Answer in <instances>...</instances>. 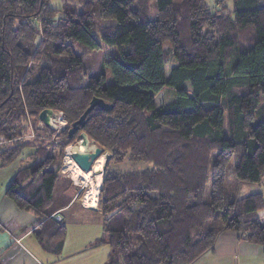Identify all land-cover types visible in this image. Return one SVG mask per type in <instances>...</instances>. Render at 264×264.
<instances>
[{"label":"trees","instance_id":"16d2710c","mask_svg":"<svg viewBox=\"0 0 264 264\" xmlns=\"http://www.w3.org/2000/svg\"><path fill=\"white\" fill-rule=\"evenodd\" d=\"M63 2L0 0V168L26 157L5 196L40 220L43 248L62 251L53 195L82 131L110 155L97 211L108 238L93 245L110 244L105 264H192L224 231L264 246V193L233 200L226 187L233 158L237 180L264 184V0L232 11L208 0ZM103 45L118 53L93 75L85 58ZM94 97L113 108L95 107L70 138ZM47 108L67 120L60 142L36 127Z\"/></svg>","mask_w":264,"mask_h":264},{"label":"rangeland","instance_id":"374dc122","mask_svg":"<svg viewBox=\"0 0 264 264\" xmlns=\"http://www.w3.org/2000/svg\"><path fill=\"white\" fill-rule=\"evenodd\" d=\"M238 2L239 0H208V4L211 8L216 9V8H220L224 6L225 11L226 10L232 11L234 7L237 6ZM257 3H259V0H255L254 3L249 5V7L253 8L257 5ZM63 5H64L63 0H50V6L56 10H62ZM237 7H240V6H237ZM97 20L98 19H96V21ZM102 23L104 25H109L112 22L102 21ZM168 45L169 44L166 43L165 47H167ZM117 53H118L117 47H110L107 45H103L102 50L93 51L88 56H86L85 65L89 68V70L91 71V73H93V75H98L101 70L103 59L107 57L108 55L111 56ZM106 75H107L106 76L107 84H114L115 80L109 69L106 70ZM56 112H57V120L54 123L56 128H55V133L53 135V138L55 139V141H51L52 136H51V140L48 141V142H53V143L55 142L57 143L62 140L61 132L68 126L65 116L60 114L59 113L60 111H56ZM36 127L40 129H44L46 126L39 120ZM32 137H34L33 129L30 130V135H27L25 138L23 137L18 138L17 140L20 142V144H22L25 140L32 138ZM78 142L79 140L69 145L65 149V155L63 159V166L61 169V174L66 178V181L62 183L60 181L56 185L54 195H53V198H54L53 202L56 205L64 201L67 196H70L69 193H71L72 195H76V205H74L73 208H71L69 211L63 214L65 217V225H66V234L64 236L65 249L63 252L64 254L63 256L65 259H63L62 261L58 263H54V264H105L109 258V254L111 251L110 244L108 242H105L103 244L97 245L96 247H93L94 244L96 245V242L98 240L102 238H105V239L108 238V236L104 234L103 232L101 215L97 211H93V210L82 211L81 207L77 206V204L80 206L82 205L84 206L83 198L86 194V191L89 188V184L81 183L80 181L78 182V180L73 179L72 173L65 167L67 150L69 148H72ZM107 154L109 153L107 152ZM25 159L26 157L25 158L21 157L17 159L15 162L5 167L6 169L4 170H6V172L8 173L14 170L17 173V171L20 168L27 165V162ZM235 163L236 161L233 158L227 170L226 187L229 193L231 194V198L233 200H237L245 196H248L251 193H255V192L264 193V184L262 183L260 184L248 183V182H241L237 180V178L232 173L234 170ZM150 167H151V164H148V163H135V164H131L128 168L133 171H142ZM125 168L126 166L123 167L124 170ZM0 174H1L0 177L5 175L4 173H0ZM74 186L78 187L77 188L78 190L76 191L77 193H75ZM102 186H103V182H102Z\"/></svg>","mask_w":264,"mask_h":264},{"label":"crops","instance_id":"0c3cea01","mask_svg":"<svg viewBox=\"0 0 264 264\" xmlns=\"http://www.w3.org/2000/svg\"><path fill=\"white\" fill-rule=\"evenodd\" d=\"M4 169L6 168H0V173L5 174L0 177V264H54L62 261L65 259L64 244L60 256L47 252L35 234L40 220L30 212L19 210L5 196V190L15 177L16 171L8 173ZM72 196V200L65 207L60 208L66 200L57 204V214L64 223L63 214L76 205V195ZM77 206L82 211H100L99 208ZM192 264H264V246L246 242L241 234L224 231L218 236L214 249Z\"/></svg>","mask_w":264,"mask_h":264},{"label":"water","instance_id":"95a60500","mask_svg":"<svg viewBox=\"0 0 264 264\" xmlns=\"http://www.w3.org/2000/svg\"><path fill=\"white\" fill-rule=\"evenodd\" d=\"M95 107H99L103 111H110L113 108V105L107 103L102 98L94 97L91 100L89 107L83 113V115L77 121L71 124V127L68 131L70 138H73L76 133H78L82 128L85 127L87 123V116ZM38 118L46 127L52 129L56 128L54 123L57 120V112L54 109H44L40 112ZM79 138V147L76 151L72 152L71 157L77 164V166L84 172L90 171L93 168L94 163L101 156L105 155L106 159L110 158V155L105 153L104 148L98 146L96 142L91 139L86 132H80ZM91 147H95L94 150L91 151ZM106 165L107 162L104 166V173L106 171ZM91 209L96 208L91 207Z\"/></svg>","mask_w":264,"mask_h":264},{"label":"bare ground","instance_id":"6f19581e","mask_svg":"<svg viewBox=\"0 0 264 264\" xmlns=\"http://www.w3.org/2000/svg\"><path fill=\"white\" fill-rule=\"evenodd\" d=\"M79 147V143L67 150L66 165L65 167L72 173L73 179L80 181L81 183L89 184V188L83 198V204L86 207L98 208V199L100 190L102 188V182L104 178V166L107 162L106 156H101L93 165V168L84 172L81 170L71 157L72 152L76 151ZM95 147H91V151Z\"/></svg>","mask_w":264,"mask_h":264},{"label":"built area","instance_id":"2783aa9c","mask_svg":"<svg viewBox=\"0 0 264 264\" xmlns=\"http://www.w3.org/2000/svg\"><path fill=\"white\" fill-rule=\"evenodd\" d=\"M59 113L63 115L62 112H59ZM52 216H53L56 220H58V221H61V220H62V219H61V216H59L57 213L53 214Z\"/></svg>","mask_w":264,"mask_h":264}]
</instances>
